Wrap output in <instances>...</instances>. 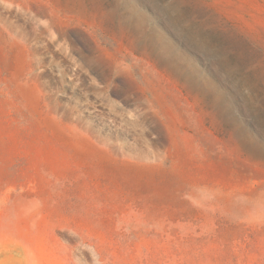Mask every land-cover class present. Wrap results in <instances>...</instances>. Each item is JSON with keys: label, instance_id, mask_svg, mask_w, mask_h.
<instances>
[{"label": "rangeland", "instance_id": "374dc122", "mask_svg": "<svg viewBox=\"0 0 264 264\" xmlns=\"http://www.w3.org/2000/svg\"><path fill=\"white\" fill-rule=\"evenodd\" d=\"M0 264H264V0H0Z\"/></svg>", "mask_w": 264, "mask_h": 264}]
</instances>
